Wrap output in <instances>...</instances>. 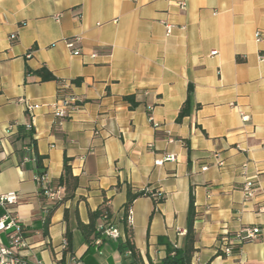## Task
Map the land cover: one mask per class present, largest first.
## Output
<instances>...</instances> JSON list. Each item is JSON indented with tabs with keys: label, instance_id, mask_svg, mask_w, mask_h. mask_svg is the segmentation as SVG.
I'll list each match as a JSON object with an SVG mask.
<instances>
[{
	"label": "crops",
	"instance_id": "crops-1",
	"mask_svg": "<svg viewBox=\"0 0 264 264\" xmlns=\"http://www.w3.org/2000/svg\"><path fill=\"white\" fill-rule=\"evenodd\" d=\"M177 1L0 0V195L19 196L13 215L24 227L26 264H129L118 241L89 245L76 226L106 199L124 239L128 187L163 198L142 196L130 207L138 264H162L184 248L190 191L191 264H264V0H184L185 9ZM76 37L78 56L65 44ZM41 66L79 98L71 117L52 115L57 82L25 78L26 67ZM189 85L190 114L177 123ZM21 99L38 105L33 116ZM26 124L36 149L15 152L11 137ZM65 158L78 178L72 198L58 184ZM253 227L258 238L221 254L225 233ZM67 230L73 255L63 253ZM0 242L9 243L3 232Z\"/></svg>",
	"mask_w": 264,
	"mask_h": 264
},
{
	"label": "trees",
	"instance_id": "trees-1",
	"mask_svg": "<svg viewBox=\"0 0 264 264\" xmlns=\"http://www.w3.org/2000/svg\"><path fill=\"white\" fill-rule=\"evenodd\" d=\"M30 74L37 76L40 82H50L55 81L58 84L57 89V99L62 98L66 95H72L69 89L63 86V82L57 79L51 71H49L45 66H41L36 70H31L28 67L25 69V78H27ZM81 82V79H75L71 81V84L78 86ZM191 93L192 86L189 85L187 98L182 105L176 121L180 123L185 117L189 116L190 108H191ZM125 101L130 103V108L133 109L137 106V103L134 101L133 96H128L124 98ZM34 131H27L24 125H18L16 133L11 137V143L15 147V152H20L22 147L31 145L33 149H36V141L33 138ZM1 151V150H0ZM35 159L37 162V167L42 168V157L35 153ZM59 186H63L67 192V198H72L74 191L78 187V178L73 176L71 173L70 166L68 165V159H64L63 163V173L61 177L58 179ZM142 196H151L146 191H133L131 187L127 188L126 191V203L124 205V218H123V232L124 239L121 238L118 240V247L122 255L126 256V252H130V255L125 257V260L129 262V264H138L140 261V257L136 251L134 241H133V233L132 230L127 227L125 218L130 211V207L132 203L139 197ZM154 200L155 204L161 203L163 198L157 200L153 196H151ZM107 200L104 199L101 206L95 211L88 212V222L83 223L77 218V229L82 235V238L85 243L92 245L97 239H105L104 230L107 227H113L114 223L112 221V214L109 207L106 205ZM197 218V213L195 211L194 205V196L192 192H189V202H188V213H187V229L185 235V245L183 249L172 248L167 256L163 259L162 264H191V258L195 251L194 243H195V232H194V222ZM48 220L45 221L44 227L47 229ZM235 234H228V237H233ZM66 246L64 249V255L70 254L73 255L72 249V240L71 234L67 230L65 233ZM223 242V237L221 238ZM248 243V242H245ZM244 244V243H243ZM242 244V245H243ZM240 246V245H234ZM171 253L173 255H171ZM63 264V260L59 263Z\"/></svg>",
	"mask_w": 264,
	"mask_h": 264
},
{
	"label": "built area",
	"instance_id": "built-area-1",
	"mask_svg": "<svg viewBox=\"0 0 264 264\" xmlns=\"http://www.w3.org/2000/svg\"><path fill=\"white\" fill-rule=\"evenodd\" d=\"M177 5L180 9H185L186 3L184 0H178ZM61 18V15L57 14L53 16V19L58 22ZM165 24V31L166 35H169L171 33V26L168 23ZM257 39L260 37V33H256ZM16 38L15 35H10L9 39L11 41H14ZM79 41L80 39L78 37L71 38L65 41L67 49L71 52L73 55H80L81 50L79 48ZM214 54V53H212ZM31 56L30 53H27L26 58H29ZM95 54L92 55L94 57ZM25 105V111L30 115L33 116V112L35 109L38 108V105H32L28 102H26L24 99L20 100ZM81 103L79 98L72 94V95H66L62 98L57 99V101L52 105V115L60 120L67 119L71 117L76 111L80 109ZM241 117L244 121L248 119L245 115L242 113ZM151 120V119H150ZM158 125L153 123V127H157ZM25 129L27 131L33 130V127L31 124H26ZM167 159H170V157H167ZM218 166H222L221 163H219ZM207 169L206 166L201 167L202 171H205ZM45 175L37 176L36 180H44ZM243 191L247 198L253 196V185L251 180L245 181L243 185ZM148 194L153 196L155 199L159 200L162 198V194L160 192L155 191H146ZM45 195L52 198V194L49 191L45 192ZM19 201V196L14 192H9L3 195H0V207L5 208V214L0 218V233H5L8 237L9 243L8 245H3L0 242V264H26L23 256V249L26 247V239L24 236V227L20 223V221L13 215L14 207L17 205ZM127 226L131 225L132 218H131V212L129 211L126 218H125ZM261 235V229L258 227L253 228H244L241 229L239 232L235 233L233 237H228V233H225L223 235V243L220 252L225 257H229L232 252L234 245H242L245 242H251L258 238ZM104 236L108 239L118 241L120 239V233L118 230L114 227H107L104 230ZM96 243H99V240L96 241ZM64 246H66V242H64ZM127 255H130V252H126ZM173 255V254H172ZM35 264H41L40 261H36ZM70 264H81L75 257H71Z\"/></svg>",
	"mask_w": 264,
	"mask_h": 264
}]
</instances>
